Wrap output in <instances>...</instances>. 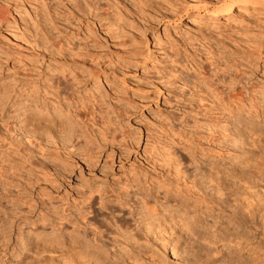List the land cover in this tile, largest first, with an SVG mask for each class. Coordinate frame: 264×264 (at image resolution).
<instances>
[{
	"label": "rangeland",
	"instance_id": "374dc122",
	"mask_svg": "<svg viewBox=\"0 0 264 264\" xmlns=\"http://www.w3.org/2000/svg\"><path fill=\"white\" fill-rule=\"evenodd\" d=\"M230 1L137 0L141 7H133L125 0H0L1 123L16 125L9 117L8 98L12 92L24 91L34 101H43L41 82L46 79L48 67L60 59H66L75 74L86 81L72 84L74 74L69 76L68 93L72 98H88L94 93V85L101 88L103 100L96 98L106 119L105 125L100 122L94 131L87 130L74 149L77 156L73 162L92 159L93 167L86 169L81 163L85 171L82 178L75 166L71 175L64 173L65 181H58L53 166L63 157L56 159L50 154L46 161L28 160L30 153L25 147L13 144L0 127V160L4 161L9 152L29 173L26 181L11 183L0 170V264L21 261L15 248L19 230L51 231L61 223L71 227V210L65 212L69 218L63 219L57 209L77 199L83 180L95 186L99 185L95 182L107 180L111 194L115 190L112 184L120 188L136 177L143 188H153V182L160 180L158 175H163L156 164L157 153L173 147L169 133L190 137L193 131L198 138L197 123H205L202 119L208 114L206 103L199 94L192 93L194 83L185 85L182 80L186 68L200 67L199 73L213 79L217 67L218 77L225 81L219 89L234 90L245 98L264 92V0L256 5H236L229 18L212 23L209 14ZM213 53L219 62L216 67L212 65L215 59L208 58ZM221 107L213 115L227 109ZM45 121L40 122L47 125ZM217 123L224 124L222 119ZM65 134L56 129L47 132L46 150L56 152L57 141ZM259 134L251 137L248 148L264 149V132ZM175 149L188 163L186 154ZM136 184L132 188L138 190ZM254 193H248L250 199L261 195ZM95 223L100 226L102 222L97 219ZM174 232L185 242L183 250L195 247L197 251L199 244L210 246L219 259L216 264L237 252V247L227 242L211 246L195 241L183 226H177ZM70 243L64 247L68 251L55 255L53 264H89L69 252ZM171 254L170 262L175 264ZM252 255L242 251L240 259L252 260Z\"/></svg>",
	"mask_w": 264,
	"mask_h": 264
},
{
	"label": "bare ground",
	"instance_id": "6f19581e",
	"mask_svg": "<svg viewBox=\"0 0 264 264\" xmlns=\"http://www.w3.org/2000/svg\"><path fill=\"white\" fill-rule=\"evenodd\" d=\"M125 1L133 7H141L137 0ZM261 2L231 0L216 7L208 17L212 23H217L222 18H229L236 5ZM208 56L215 59L213 66L219 63L214 53ZM60 61L48 67L46 79L41 82L42 102L34 101L27 92L14 91L8 104L9 117L16 125H3L0 115L1 129L6 131L13 144L25 147L30 153L28 160L46 161L50 154L56 159L63 157L59 164H53L59 174L58 181L65 179L64 173L71 175L75 166L79 167L78 176L82 178L85 171L81 163L86 169L93 167L92 159L73 162L74 149L87 130L94 131L100 122L102 125L106 122L96 98L102 99L101 88L94 85L93 96L88 98H72L68 93L70 79L77 85L86 81L75 74L66 59ZM186 69L182 78L184 84L194 83L192 93L199 94L208 108V114L202 119L205 123H197L198 138L196 134L192 135L193 131H190V137L169 133L173 147L158 151L156 164L163 175L157 174L160 180L154 181L151 189L140 186L142 181L137 177H129L131 180L126 182L130 186L115 188L112 184L113 194L108 190L107 180L95 182L98 186L87 180L80 182L77 199L71 205L66 202L62 209H57L62 212L63 219L69 218L65 212L71 210V227L61 223L51 231L19 230L15 248L21 261L14 264H53L55 255L59 251L65 252L68 247H64L69 241V252L81 256L89 264H171L170 253L175 264L180 261L184 264H216L219 261L210 246L199 244L197 251L193 246L183 250L185 242L182 243V238L174 232L177 226H183L195 241L202 240L211 246L222 242L234 244L237 252L225 256L221 264H264V149L248 148L251 137H260L259 132H264V92L245 98L242 93L235 94L234 90L219 89L225 81L221 82L218 77L217 67L213 79L199 73L200 67ZM194 77L203 78V81H192ZM97 79L99 83V77ZM224 94L226 98H223ZM221 106H227V109L213 115L212 112L220 111ZM43 119L47 125L41 124ZM218 119L224 124L217 123ZM54 129L67 133L60 136V142L57 141L56 152L44 147L49 141L45 134ZM175 147L186 154L188 163L183 162ZM6 155L11 162H5L7 158L0 160V170L8 176L9 182L26 181L29 173L18 163L20 159H14L9 152ZM243 164L251 166L241 168ZM134 183L140 186L138 190L132 188ZM247 191L261 195L250 199ZM20 195L16 193V196ZM97 219L103 224L96 226ZM242 251L253 254L252 260L240 259Z\"/></svg>",
	"mask_w": 264,
	"mask_h": 264
}]
</instances>
